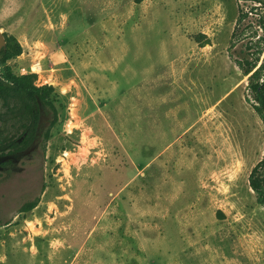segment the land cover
Returning a JSON list of instances; mask_svg holds the SVG:
<instances>
[{"label": "rangeland", "instance_id": "obj_1", "mask_svg": "<svg viewBox=\"0 0 264 264\" xmlns=\"http://www.w3.org/2000/svg\"><path fill=\"white\" fill-rule=\"evenodd\" d=\"M262 22L264 0H0V69L60 114L0 169V264H264V126L234 63Z\"/></svg>", "mask_w": 264, "mask_h": 264}, {"label": "trees", "instance_id": "obj_2", "mask_svg": "<svg viewBox=\"0 0 264 264\" xmlns=\"http://www.w3.org/2000/svg\"><path fill=\"white\" fill-rule=\"evenodd\" d=\"M248 15L249 13L243 10L240 12L234 39L237 38V33ZM259 29L263 34H254L252 41L246 46L247 50L258 48L253 55L255 57L234 63L243 76L248 78V90L255 102L253 109L260 116L264 126V60L259 65L260 56L264 52V22L260 24ZM21 53L19 47L18 55ZM7 54V48H3L1 58ZM255 80L258 81L254 83ZM36 82V74L7 75L0 69V169L11 170L14 167V157L28 152L38 142L47 143L52 131L60 124L55 89L49 85L39 87ZM245 101L251 105L250 98L247 97ZM248 183L257 205L264 208V153L263 159L251 171ZM37 205V202L25 204L20 214L32 212Z\"/></svg>", "mask_w": 264, "mask_h": 264}, {"label": "water", "instance_id": "obj_3", "mask_svg": "<svg viewBox=\"0 0 264 264\" xmlns=\"http://www.w3.org/2000/svg\"><path fill=\"white\" fill-rule=\"evenodd\" d=\"M4 46H5V39H4V36L0 30V64H1V51L4 48Z\"/></svg>", "mask_w": 264, "mask_h": 264}]
</instances>
